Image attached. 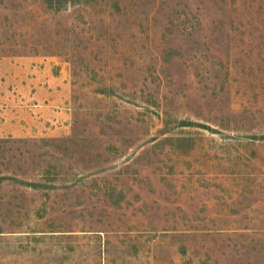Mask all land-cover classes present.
I'll return each mask as SVG.
<instances>
[{"label":"rangeland","instance_id":"obj_1","mask_svg":"<svg viewBox=\"0 0 264 264\" xmlns=\"http://www.w3.org/2000/svg\"><path fill=\"white\" fill-rule=\"evenodd\" d=\"M0 58L66 112L0 135V264H264V0H0Z\"/></svg>","mask_w":264,"mask_h":264},{"label":"crops","instance_id":"obj_2","mask_svg":"<svg viewBox=\"0 0 264 264\" xmlns=\"http://www.w3.org/2000/svg\"><path fill=\"white\" fill-rule=\"evenodd\" d=\"M0 58V135H25L34 129L49 134L66 127L62 106L53 108L59 90L29 62ZM23 71L25 72L23 74Z\"/></svg>","mask_w":264,"mask_h":264}]
</instances>
